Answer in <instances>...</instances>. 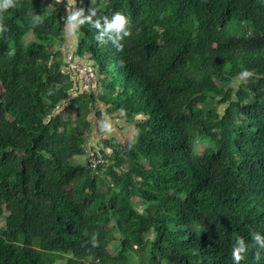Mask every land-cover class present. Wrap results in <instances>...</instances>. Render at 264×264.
I'll use <instances>...</instances> for the list:
<instances>
[{"label": "trees", "instance_id": "obj_1", "mask_svg": "<svg viewBox=\"0 0 264 264\" xmlns=\"http://www.w3.org/2000/svg\"><path fill=\"white\" fill-rule=\"evenodd\" d=\"M90 7L130 20L120 50L81 25L68 53L91 90L64 60V1L0 14V264H233L238 236L239 264H264V0H75ZM100 104L134 134L103 139L94 172L73 156Z\"/></svg>", "mask_w": 264, "mask_h": 264}, {"label": "clouds", "instance_id": "obj_2", "mask_svg": "<svg viewBox=\"0 0 264 264\" xmlns=\"http://www.w3.org/2000/svg\"><path fill=\"white\" fill-rule=\"evenodd\" d=\"M15 7V0H0V14L4 11ZM97 10L90 7L85 14L83 8H74L69 11L68 15L64 18L65 29L71 34H77L81 25H84L87 22V25L97 29L96 35L93 37L95 41L99 43H104V36L107 34L108 39L112 40L116 46L117 50H120L121 43L120 41L130 35L129 31V18L122 14L121 12H115L111 15V18L103 16L100 18L94 19L96 17ZM101 20L103 23H101ZM41 22L40 16H34L32 23L39 24ZM8 26L0 21V33H6ZM112 33H115L113 36ZM242 76L246 77L250 75L249 72H243ZM87 235V233H85ZM251 238L256 242L258 246L264 248V236L258 232H254L251 235ZM92 246L96 245V237L93 235L90 239ZM246 252V247L244 240L241 237H237L232 250V261L233 264H239L241 259H243V254Z\"/></svg>", "mask_w": 264, "mask_h": 264}, {"label": "rangeland", "instance_id": "obj_3", "mask_svg": "<svg viewBox=\"0 0 264 264\" xmlns=\"http://www.w3.org/2000/svg\"><path fill=\"white\" fill-rule=\"evenodd\" d=\"M58 1H61V0H58ZM73 0H66V2H72ZM69 4V3H68ZM69 9V8H68ZM245 82V77L244 76H240L238 77L237 79H235V81H233V85L235 87L238 86V84H241ZM1 90V88H0ZM115 112L116 116H118L119 118H114V113L109 116V115H106L104 117L105 121H101L100 119H98V116H95L94 113H90L88 118L90 119V126H89V129L87 130L86 134H85V137H86V145L89 148H92V149H89L88 152H91V151H94V150H98L97 147H101L102 146V139L104 138L105 140L107 139H110L111 142H117L116 141V138L119 137L121 138L119 141L123 144H129L131 143L132 141V138H133V134H134V125L133 123H130V124H126V129L124 130L126 133L123 134L124 131H121L118 128L115 127V122L116 121H122V118H121V115L118 111H113ZM110 117V119H109ZM121 118V119H120ZM98 121V124H97V127H93L94 126V121ZM124 123V122H123ZM108 137V138H106ZM207 145V142L204 140V139H200V140H197L194 144V150L197 154H201L205 148V146ZM86 156L87 155H84V156H73V160L77 161V162H83L85 159H86ZM4 226V215L3 216H0V227H3ZM146 237L148 238V242H150L153 237H154V232H151L149 234L146 235ZM119 234L115 233L113 235V239H112V244L110 245V249L109 251L112 253V254H115L116 251H117V243L119 242ZM116 244V245H115ZM34 247L36 249H39L38 247V244L36 242H34ZM150 250V246H149V243L148 245L146 244L145 248H144V253H147L149 252ZM142 251V252H143ZM41 252V251H40ZM57 260L59 261L57 264H62L63 262V258L64 256L60 253H57L56 256ZM138 256H134L133 259H132V262L136 261Z\"/></svg>", "mask_w": 264, "mask_h": 264}, {"label": "built area", "instance_id": "obj_4", "mask_svg": "<svg viewBox=\"0 0 264 264\" xmlns=\"http://www.w3.org/2000/svg\"><path fill=\"white\" fill-rule=\"evenodd\" d=\"M64 60L67 64V69L74 71L78 77L79 84H81L86 90H91L93 87L92 80L95 76L93 71H91L87 65L79 62L71 53H66ZM88 153V165L93 169L94 172H96V167L106 160L100 150H94Z\"/></svg>", "mask_w": 264, "mask_h": 264}, {"label": "crops", "instance_id": "obj_5", "mask_svg": "<svg viewBox=\"0 0 264 264\" xmlns=\"http://www.w3.org/2000/svg\"><path fill=\"white\" fill-rule=\"evenodd\" d=\"M61 1H64L65 2V11H66V16H67L68 13H69V11H71V10H73L75 8V0H73L72 2H68L69 4L66 2V0H61ZM63 27H64V43H63V47H62L63 53L65 54V53H68V52H74L75 47H76V36L77 35L76 34H71V33H69V32L66 31L65 24H64V18H63ZM100 109H101V113L98 116V119H100L101 121H105L104 117L106 115L111 116L113 113H114V117L112 119L119 118L118 116L115 115L116 114L115 112H108L107 111V106L104 105V104H100ZM109 119H110V117H109ZM122 121L124 123L118 120L114 124H115V127L116 128L119 127V129L121 131H124L126 129V124H130L131 122L126 121V119L124 117L122 118ZM97 124H98V121L97 120L94 121V126L93 127H97ZM125 133L126 132L124 131L123 134H125ZM106 138H108V137H106ZM120 139L121 138L117 137L116 138V141L117 142H120L119 141Z\"/></svg>", "mask_w": 264, "mask_h": 264}]
</instances>
